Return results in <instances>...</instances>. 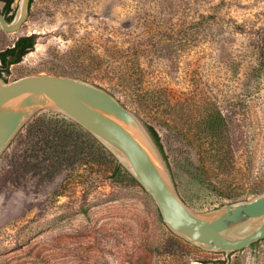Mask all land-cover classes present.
<instances>
[{
  "label": "rangeland",
  "instance_id": "374dc122",
  "mask_svg": "<svg viewBox=\"0 0 264 264\" xmlns=\"http://www.w3.org/2000/svg\"><path fill=\"white\" fill-rule=\"evenodd\" d=\"M21 36L34 49L2 77L110 93L154 128L194 211L264 193V0H33L0 52ZM117 167L73 121L33 116L0 157V264H264V240L227 256L184 242Z\"/></svg>",
  "mask_w": 264,
  "mask_h": 264
},
{
  "label": "water",
  "instance_id": "95a60500",
  "mask_svg": "<svg viewBox=\"0 0 264 264\" xmlns=\"http://www.w3.org/2000/svg\"><path fill=\"white\" fill-rule=\"evenodd\" d=\"M30 5L18 0L10 21L0 12V31H19ZM41 111L62 115L93 136L151 198L165 227L189 245L227 256L264 240V193L194 211L180 197L147 127L110 93L81 79L32 75L8 82L0 75V157Z\"/></svg>",
  "mask_w": 264,
  "mask_h": 264
},
{
  "label": "trees",
  "instance_id": "16d2710c",
  "mask_svg": "<svg viewBox=\"0 0 264 264\" xmlns=\"http://www.w3.org/2000/svg\"><path fill=\"white\" fill-rule=\"evenodd\" d=\"M16 0H0V3L3 4L2 13L6 15L7 20H11L14 14V5ZM33 0H31L32 4ZM31 6V5H30ZM35 46V37L34 36H21L19 37L11 47L6 48L0 52V75L2 73H8L9 68L13 65L19 64L23 58L29 54ZM6 80V79H5ZM150 132L153 140L155 141L161 155L166 161L167 158L164 155L160 139L153 127L145 125ZM117 168H122L118 165ZM129 175V174H128ZM130 176V175H129ZM131 177V176H130ZM131 179L138 185V183L131 177ZM140 187V186H139ZM141 188V187H140ZM142 189V188H141ZM233 203V202H231ZM254 245V244H253Z\"/></svg>",
  "mask_w": 264,
  "mask_h": 264
}]
</instances>
